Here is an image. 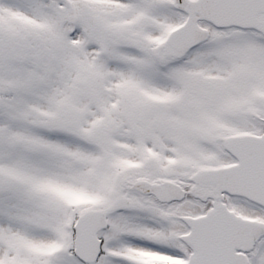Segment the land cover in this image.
I'll return each instance as SVG.
<instances>
[{"label": "snow or ice", "instance_id": "6c2138e0", "mask_svg": "<svg viewBox=\"0 0 264 264\" xmlns=\"http://www.w3.org/2000/svg\"><path fill=\"white\" fill-rule=\"evenodd\" d=\"M0 264H264V0H0Z\"/></svg>", "mask_w": 264, "mask_h": 264}]
</instances>
